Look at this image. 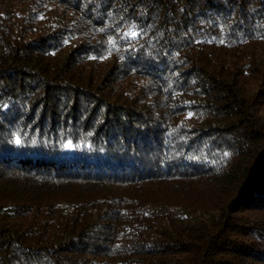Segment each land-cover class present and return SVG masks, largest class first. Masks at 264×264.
<instances>
[{
  "label": "trees",
  "instance_id": "1",
  "mask_svg": "<svg viewBox=\"0 0 264 264\" xmlns=\"http://www.w3.org/2000/svg\"><path fill=\"white\" fill-rule=\"evenodd\" d=\"M0 264H264V0H0Z\"/></svg>",
  "mask_w": 264,
  "mask_h": 264
},
{
  "label": "snow or ice",
  "instance_id": "2",
  "mask_svg": "<svg viewBox=\"0 0 264 264\" xmlns=\"http://www.w3.org/2000/svg\"><path fill=\"white\" fill-rule=\"evenodd\" d=\"M131 35L135 36V35H136V33H135V32H133V33H131ZM17 142H19V141H17Z\"/></svg>",
  "mask_w": 264,
  "mask_h": 264
}]
</instances>
